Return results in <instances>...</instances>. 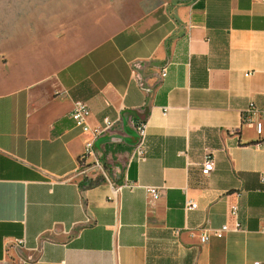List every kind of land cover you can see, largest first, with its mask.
<instances>
[{
  "label": "crops",
  "instance_id": "crops-1",
  "mask_svg": "<svg viewBox=\"0 0 264 264\" xmlns=\"http://www.w3.org/2000/svg\"><path fill=\"white\" fill-rule=\"evenodd\" d=\"M78 8L52 11L49 30L23 21L2 35L0 264H264V145L241 120L249 101L264 103V0ZM74 100L88 125L113 121L90 154ZM112 142L123 163L107 176Z\"/></svg>",
  "mask_w": 264,
  "mask_h": 264
},
{
  "label": "built area",
  "instance_id": "built-area-1",
  "mask_svg": "<svg viewBox=\"0 0 264 264\" xmlns=\"http://www.w3.org/2000/svg\"><path fill=\"white\" fill-rule=\"evenodd\" d=\"M164 69H162V75H164ZM88 114V108L84 101L74 100L72 102V108L70 116L73 119L76 125L82 127V130L89 133V138L85 141L84 147L86 154L92 152V147L94 141L102 135L106 130L110 129L113 126V121H110L107 117L102 119V124L99 126H90L86 123V116ZM241 120L242 123H247L253 126L255 133L257 134V145H264V103L257 104L254 101H249L244 109L241 111ZM134 130L137 136L136 143L133 147V152L139 161L145 159V138H146V122L139 121L134 125ZM214 167L213 158L210 154H206L201 162L199 171L203 176H207ZM122 185L131 187L128 183H123ZM121 185L117 187H112L113 193L119 189ZM146 191L152 198L158 196V191L155 187H147ZM114 199V194L112 200ZM196 207V203L189 198H185L183 203V208L185 211L193 209ZM236 207L232 205L230 207V212L235 213ZM238 224L235 223L234 228H237ZM186 229V228H184ZM229 227L226 224L221 225L220 227L214 229L201 228L199 233L200 242H204L208 239L210 235L216 238H220L228 231ZM180 232L179 228L173 229V233L177 235ZM254 264H258L255 262Z\"/></svg>",
  "mask_w": 264,
  "mask_h": 264
},
{
  "label": "rangeland",
  "instance_id": "rangeland-1",
  "mask_svg": "<svg viewBox=\"0 0 264 264\" xmlns=\"http://www.w3.org/2000/svg\"><path fill=\"white\" fill-rule=\"evenodd\" d=\"M82 0H0V43L2 35L7 31L8 26L11 32H18L19 26L26 21L27 32H33L35 23L40 21L43 28L48 29L51 24V13L57 8L66 11L67 14H77L80 11L79 3ZM97 0H91V2ZM166 0H140L145 9H150ZM62 16V14H60ZM41 19V20H40ZM110 150H112V161L109 163L100 160L102 173L107 176H113V173L119 175L122 169L123 159L118 158L114 153L120 152L121 147L118 143L112 142ZM113 147V148H112Z\"/></svg>",
  "mask_w": 264,
  "mask_h": 264
}]
</instances>
